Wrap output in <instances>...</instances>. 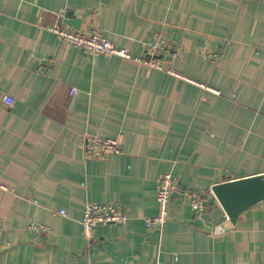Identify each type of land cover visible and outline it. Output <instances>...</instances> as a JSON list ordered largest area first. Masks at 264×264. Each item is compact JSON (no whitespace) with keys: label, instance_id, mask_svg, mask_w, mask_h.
Instances as JSON below:
<instances>
[{"label":"crops","instance_id":"0c3cea01","mask_svg":"<svg viewBox=\"0 0 264 264\" xmlns=\"http://www.w3.org/2000/svg\"><path fill=\"white\" fill-rule=\"evenodd\" d=\"M54 23L99 27L131 57L87 53ZM84 133L120 135V152L87 156ZM260 172L264 0H0V264H264V201L232 225L211 191ZM163 173L209 191L205 207L174 193L146 226ZM89 200L127 220L86 239Z\"/></svg>","mask_w":264,"mask_h":264},{"label":"built area","instance_id":"2783aa9c","mask_svg":"<svg viewBox=\"0 0 264 264\" xmlns=\"http://www.w3.org/2000/svg\"><path fill=\"white\" fill-rule=\"evenodd\" d=\"M48 29L53 32L57 37L65 40L83 51L90 54H103V55H117L122 58H130V54L125 47H118L109 41L103 34L99 27H92L88 31L71 28L64 25L52 24ZM163 45L161 39L150 45L155 48ZM136 58L138 62L146 63L147 65L161 69V64L153 59ZM201 87H206L204 84H199ZM75 89L72 88V92ZM2 101L10 105L13 102L12 96L9 94L2 95ZM121 136H100L96 134L84 133L82 137L83 153L94 159H104L107 155L120 152ZM155 199L157 202V213L153 216L144 218L145 225H156L160 227L168 216L167 203L169 198L174 193H181L183 198H187L189 204L197 210H203L205 205L204 201L209 191H198L190 188L182 187L177 178L170 173H163L157 177ZM60 214H65L63 208H59ZM127 220V214L116 203H102L96 201H86L84 203L82 214L80 217V225L82 235L89 239L92 236V230L96 225L107 223H124ZM29 228L46 234L49 227L44 224H31Z\"/></svg>","mask_w":264,"mask_h":264},{"label":"water","instance_id":"95a60500","mask_svg":"<svg viewBox=\"0 0 264 264\" xmlns=\"http://www.w3.org/2000/svg\"><path fill=\"white\" fill-rule=\"evenodd\" d=\"M70 22L78 27L79 18ZM211 191L233 225L243 211L264 201V172L227 178L212 184Z\"/></svg>","mask_w":264,"mask_h":264}]
</instances>
